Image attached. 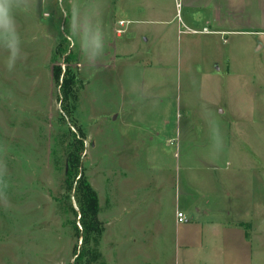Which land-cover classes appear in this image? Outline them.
Instances as JSON below:
<instances>
[{"label":"rangeland","instance_id":"374dc122","mask_svg":"<svg viewBox=\"0 0 264 264\" xmlns=\"http://www.w3.org/2000/svg\"><path fill=\"white\" fill-rule=\"evenodd\" d=\"M160 1L171 21L126 24L122 37L115 30L128 13L119 0H20L14 9L20 53L11 70L0 47V172L7 185L0 264L75 263L82 227L66 169L80 133L81 170L97 193L100 222L83 264H185L175 215L177 199L185 198L176 183L187 175L232 192L224 207L252 201L241 219L254 225H246L254 264H264V94H254L264 85V49L236 62L248 68L232 72L238 84L218 88L204 71L230 45L217 38L213 49L193 32L198 27L185 21L182 0ZM85 18L100 39L94 52L82 38ZM242 28L258 31L249 35V53L264 45V27ZM71 54L79 85L66 110L61 84ZM243 189L253 195L241 196Z\"/></svg>","mask_w":264,"mask_h":264},{"label":"crops","instance_id":"0c3cea01","mask_svg":"<svg viewBox=\"0 0 264 264\" xmlns=\"http://www.w3.org/2000/svg\"><path fill=\"white\" fill-rule=\"evenodd\" d=\"M182 1L187 9L185 21L192 26L198 27L195 28L198 30L193 32H202V39L212 44L210 47L213 49L217 38L223 42L222 45H230L229 51L224 53V59L213 63L211 67L204 71L206 77H212L220 81L221 85H217L218 88L226 87L228 90V85L231 86L233 82L238 84L232 73L235 69L241 68V66L235 67L236 62L240 63L244 55L253 56L254 52L264 49L262 44L257 50L249 53L247 51L249 35L258 33V31H248L242 28L264 27V0ZM118 5L119 11L128 13H124L126 17L119 20V22H125V34L128 33L126 24L153 23L165 25L171 21L168 20L170 15L167 13V7L160 0L159 2L157 0H119ZM117 29L115 30L116 33ZM261 33H264V31ZM123 34L117 33V36L122 37ZM240 35L245 37H239ZM189 40L190 42L196 41V39L192 38H189ZM197 41H201V37ZM248 58L246 57V61ZM246 61H241L243 67ZM231 62L232 68L230 67ZM241 69L246 70L248 68L244 67ZM259 71L264 73V66L260 67ZM263 87L264 85L254 88V94H264ZM218 112L221 115H225L227 108L218 107ZM262 182H264V178ZM176 188L177 194L181 193V195L185 196L182 204L181 199H177L176 209L182 212L187 219L180 222L177 214L175 215L177 228L176 244L178 246V258L181 263L254 264V240L246 226L249 222L241 219L244 212L251 214L253 209L252 201L250 202L246 197L241 202L242 204L238 206L233 208L224 207V203L227 202L232 192L224 188L213 187V184L208 180L203 183L198 178L193 179L188 177V175L183 179L180 178L179 183L177 181ZM216 192H220L218 196ZM252 192V189H243L240 193L242 194L241 196H245L253 195ZM214 195L217 197L212 201ZM180 204L183 208H181ZM228 216L235 218V221L229 220ZM249 224L253 228V223Z\"/></svg>","mask_w":264,"mask_h":264},{"label":"trees","instance_id":"16d2710c","mask_svg":"<svg viewBox=\"0 0 264 264\" xmlns=\"http://www.w3.org/2000/svg\"><path fill=\"white\" fill-rule=\"evenodd\" d=\"M73 60H76V56L73 54L67 55L65 57L67 69L61 84V103L66 110L68 109V100L71 97H75L77 90L76 87L79 85L77 74L72 72L69 66ZM54 72L56 78L59 80L62 73L61 67L57 66L54 69ZM84 140L85 136L83 133L75 135L74 142L71 144L72 149L67 155V185L71 189L75 185V194L80 207V224L82 227V232L80 235L82 239V247L77 258L75 259L74 264H83L81 259H83L84 256V245L90 242L93 234H98L100 232V222L97 218V213L99 210L98 196L90 185L85 173L81 170Z\"/></svg>","mask_w":264,"mask_h":264},{"label":"clouds","instance_id":"9594fccd","mask_svg":"<svg viewBox=\"0 0 264 264\" xmlns=\"http://www.w3.org/2000/svg\"><path fill=\"white\" fill-rule=\"evenodd\" d=\"M20 7V0H0V47L4 48L8 55L6 65L9 70L12 69L20 53V38L15 28L13 11ZM83 40L86 47H90L93 52L98 49L100 39L98 35L93 34L88 19L83 23ZM4 172H0V199L5 198L4 188L7 187L3 180Z\"/></svg>","mask_w":264,"mask_h":264},{"label":"built area","instance_id":"2783aa9c","mask_svg":"<svg viewBox=\"0 0 264 264\" xmlns=\"http://www.w3.org/2000/svg\"><path fill=\"white\" fill-rule=\"evenodd\" d=\"M124 24H125L124 21H121V22H120V25H121L122 27L117 29V33H118V34H123V33H125V29L123 28ZM177 217H178V220H179L180 222H183V221H186V220H187L186 217H185V215H184L182 212H178Z\"/></svg>","mask_w":264,"mask_h":264}]
</instances>
